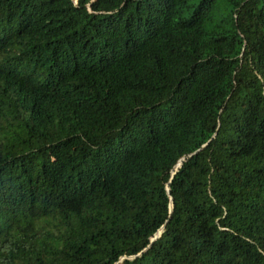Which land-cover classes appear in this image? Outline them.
Instances as JSON below:
<instances>
[{
    "label": "trees",
    "instance_id": "obj_1",
    "mask_svg": "<svg viewBox=\"0 0 264 264\" xmlns=\"http://www.w3.org/2000/svg\"><path fill=\"white\" fill-rule=\"evenodd\" d=\"M0 264H264V0H0Z\"/></svg>",
    "mask_w": 264,
    "mask_h": 264
}]
</instances>
